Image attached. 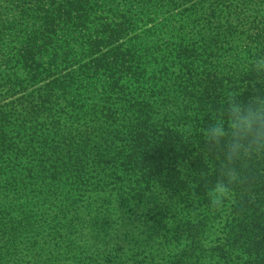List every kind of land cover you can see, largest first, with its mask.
Returning a JSON list of instances; mask_svg holds the SVG:
<instances>
[{
	"label": "trees",
	"instance_id": "obj_1",
	"mask_svg": "<svg viewBox=\"0 0 264 264\" xmlns=\"http://www.w3.org/2000/svg\"><path fill=\"white\" fill-rule=\"evenodd\" d=\"M199 3L0 0V264H264V155L204 134L264 95V0Z\"/></svg>",
	"mask_w": 264,
	"mask_h": 264
},
{
	"label": "clouds",
	"instance_id": "obj_2",
	"mask_svg": "<svg viewBox=\"0 0 264 264\" xmlns=\"http://www.w3.org/2000/svg\"><path fill=\"white\" fill-rule=\"evenodd\" d=\"M256 67L264 70V59L257 60ZM225 113L204 130L206 140L222 147L228 159L264 155V95H257L247 103L234 95ZM228 195L229 188L218 184L213 191V203L219 205Z\"/></svg>",
	"mask_w": 264,
	"mask_h": 264
},
{
	"label": "rangeland",
	"instance_id": "obj_3",
	"mask_svg": "<svg viewBox=\"0 0 264 264\" xmlns=\"http://www.w3.org/2000/svg\"><path fill=\"white\" fill-rule=\"evenodd\" d=\"M140 1V3L145 4L144 8L141 6H138L137 4H134L135 7L132 8L134 10H136L138 12L137 18H134V21L136 23L135 27L129 32L128 36L125 39L128 38H133L136 36H139L141 34L146 33L147 31L153 30L157 32V27H167L169 26V23L167 22L170 17L172 16H177L179 14H188L192 12V15L195 18H200V19H204L206 18L207 20H210L211 18L209 17V14H205L203 17V14H199L198 13H194V7L197 8L200 7V3L203 0H187V3H183L181 0L179 1V4H173L171 6V8L169 9L168 13L165 16H161L160 18H157V0H137ZM170 0H164V3H167ZM215 1V0H212ZM217 3L218 1H222V0H216ZM141 11L143 12H156V14L149 18V19H143V14L140 16ZM209 11V10H208ZM214 16H216V14H212ZM202 17V18H201ZM227 209L225 208V206H223V209L220 212V218L217 219L216 222H220L222 219H224V215L225 213H227ZM154 240H156V238L154 237ZM157 241H158V236H157Z\"/></svg>",
	"mask_w": 264,
	"mask_h": 264
}]
</instances>
